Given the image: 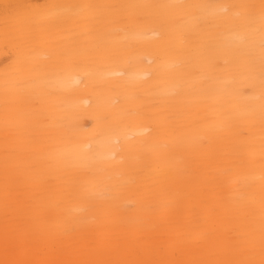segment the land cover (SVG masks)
I'll list each match as a JSON object with an SVG mask.
<instances>
[{"label": "bare ground", "instance_id": "bare-ground-1", "mask_svg": "<svg viewBox=\"0 0 264 264\" xmlns=\"http://www.w3.org/2000/svg\"><path fill=\"white\" fill-rule=\"evenodd\" d=\"M260 5L0 0V264L259 260Z\"/></svg>", "mask_w": 264, "mask_h": 264}, {"label": "snow or ice", "instance_id": "snow-or-ice-1", "mask_svg": "<svg viewBox=\"0 0 264 264\" xmlns=\"http://www.w3.org/2000/svg\"><path fill=\"white\" fill-rule=\"evenodd\" d=\"M261 21L264 23V0H261ZM7 176V171H6ZM5 210L7 215V190L5 197ZM247 257L239 260H222V261H208L206 264H264V222L261 225V236L259 241V255L260 259L256 260L255 257V242L250 241L247 248ZM12 264H26V262L13 261Z\"/></svg>", "mask_w": 264, "mask_h": 264}]
</instances>
